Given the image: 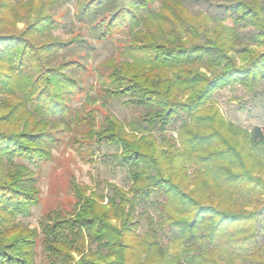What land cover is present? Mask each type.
I'll return each instance as SVG.
<instances>
[{"label": "trees", "instance_id": "1", "mask_svg": "<svg viewBox=\"0 0 264 264\" xmlns=\"http://www.w3.org/2000/svg\"><path fill=\"white\" fill-rule=\"evenodd\" d=\"M58 1L0 0V264H36L37 246L42 264H264V125L241 130L212 100L235 75L250 90L264 77V0H228L221 17L192 14L181 0H83L79 32L43 39L58 27L48 11ZM246 27L261 52L237 50ZM85 33L125 38L121 59L95 71L97 89L69 74L78 60L56 58L89 47ZM82 95L86 104L127 97L143 113L97 124L93 109L71 106ZM60 124L80 157L113 148L103 157L130 184L96 193L74 182L70 211L19 223L39 201L31 168L50 160Z\"/></svg>", "mask_w": 264, "mask_h": 264}, {"label": "rangeland", "instance_id": "2", "mask_svg": "<svg viewBox=\"0 0 264 264\" xmlns=\"http://www.w3.org/2000/svg\"><path fill=\"white\" fill-rule=\"evenodd\" d=\"M186 10L192 14L198 12L207 13L210 16H226L221 5L228 0H181ZM83 0H59L53 7L48 9L57 21H59L56 30L51 31L48 35H42V38L54 37L67 41L74 32L80 31V25L75 15ZM155 6L158 2H155ZM25 28L24 22L16 23V30L22 31ZM247 28V27H246ZM239 29L237 50L242 46H250L257 52H261L262 47L255 46L252 29ZM84 39L90 40L89 47L75 48L71 51L66 50L57 54V62L68 58H75L82 64V68L74 73L80 79L85 90L90 87L98 88L95 80V71L103 70L102 64L107 60H119L118 45L125 38L117 35L113 40L98 41L90 33L83 35ZM233 83L217 88L212 95L213 104H216L223 118L229 124L238 127L241 130H250L253 126L264 125V77L260 78L253 89H248L242 84L241 77L235 75ZM234 77V78H235ZM71 106L74 108L84 106L94 110V117L99 124L103 117L110 114L118 120L127 124L135 117L143 113L141 107L129 104L127 97H120L118 100H108L102 103L97 100L93 103L86 104L84 95L73 98ZM179 122L174 123L177 126ZM56 131L60 142L52 149V155L49 161L42 163L38 169L31 168L38 178L39 201L36 206L32 207L31 214L27 218L19 217V223L33 225L38 224V220L47 211L59 208L63 211H70L73 202V183L86 186L96 193H105L108 182L115 183L120 187L127 188L130 181L126 177L125 169L116 167L113 162L105 159L106 153L114 152V149L106 145L93 146L92 153L84 150L85 156L80 157L72 147L74 139L73 132L64 128L62 124L53 129ZM158 135L159 132H154ZM165 135H171L175 138V128H165ZM78 139V138H77ZM80 139H78L79 141ZM254 153H261L258 147L252 148ZM141 210V208H140ZM144 212L152 214L149 207L144 208ZM259 235L264 234V210L259 216ZM140 231L145 229V223L142 220ZM43 263L40 246L36 248V264Z\"/></svg>", "mask_w": 264, "mask_h": 264}]
</instances>
